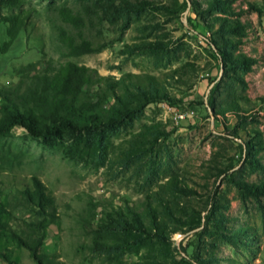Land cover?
<instances>
[{
    "label": "rangeland",
    "instance_id": "374dc122",
    "mask_svg": "<svg viewBox=\"0 0 264 264\" xmlns=\"http://www.w3.org/2000/svg\"><path fill=\"white\" fill-rule=\"evenodd\" d=\"M229 5L236 16L221 12ZM63 6L91 21L101 52L60 58ZM23 8L36 15L0 53V84L54 59L117 81L155 76L170 101L144 108L125 95V113H135L93 138L45 142L22 129L0 136V264H36L22 202L36 180L54 199L57 220L35 244L65 264H264V190L247 189L264 185V151L251 139L260 132L264 140V0H25ZM230 19L248 27L237 51L221 27ZM6 40L0 25V48ZM238 53L258 61L248 75L229 61ZM231 99L243 111L224 110ZM111 105L119 106L112 97ZM141 202L174 207L165 229L145 220L144 233L108 225L106 211Z\"/></svg>",
    "mask_w": 264,
    "mask_h": 264
},
{
    "label": "trees",
    "instance_id": "16d2710c",
    "mask_svg": "<svg viewBox=\"0 0 264 264\" xmlns=\"http://www.w3.org/2000/svg\"><path fill=\"white\" fill-rule=\"evenodd\" d=\"M24 4L25 0H0V25L6 26L7 35L0 53H6L13 46L22 30L36 15L35 9H24ZM221 12L230 17L237 15L230 5L221 9ZM57 13L67 26V29L59 27L57 30L58 54L61 59L95 54L104 49L102 41L91 39V21L87 22L80 13L65 6L59 7ZM111 17L110 20L116 18ZM221 27L225 34L236 38L228 47L232 51L239 50L242 40L248 35L247 25L237 19H230L228 25L222 22ZM221 52L222 60L227 62L228 58L223 56L224 48ZM229 61L235 70L242 71L244 75L251 73L253 66L258 63L257 59L245 53L232 54ZM41 63L42 67L35 63L21 68L17 72L16 83L0 84V136L8 137L14 130L22 129L25 135L36 140L44 139L45 142L59 140L64 135H88L93 138L103 129L135 113H125V95L144 108L156 101H170L163 82L149 74L129 73L117 81L112 76H102L94 68L71 61L57 64L54 59H44ZM110 97L116 99L119 106L108 107ZM222 108L235 114L243 111L234 99L226 101ZM251 139L257 150L264 151L263 135L260 132H253ZM248 188L264 190V185ZM24 196L23 208L29 213L30 228L35 235L34 241H26L25 244H28L35 263L65 264L50 255L39 253L36 246L42 242L47 228L57 220L54 199L38 180L33 190H26ZM169 205L168 202H161L157 206L141 202L139 206H128L126 212L106 211L105 217L108 225L124 230L134 228L144 233V220L158 230L165 229L167 220L174 216V207Z\"/></svg>",
    "mask_w": 264,
    "mask_h": 264
},
{
    "label": "bare ground",
    "instance_id": "6f19581e",
    "mask_svg": "<svg viewBox=\"0 0 264 264\" xmlns=\"http://www.w3.org/2000/svg\"><path fill=\"white\" fill-rule=\"evenodd\" d=\"M175 119H177V120L180 119V115H176Z\"/></svg>",
    "mask_w": 264,
    "mask_h": 264
},
{
    "label": "built area",
    "instance_id": "2783aa9c",
    "mask_svg": "<svg viewBox=\"0 0 264 264\" xmlns=\"http://www.w3.org/2000/svg\"><path fill=\"white\" fill-rule=\"evenodd\" d=\"M185 117V115L180 114V119H183Z\"/></svg>",
    "mask_w": 264,
    "mask_h": 264
}]
</instances>
